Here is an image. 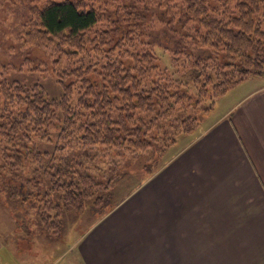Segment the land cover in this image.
Returning a JSON list of instances; mask_svg holds the SVG:
<instances>
[{
  "label": "rangeland",
  "instance_id": "rangeland-1",
  "mask_svg": "<svg viewBox=\"0 0 264 264\" xmlns=\"http://www.w3.org/2000/svg\"><path fill=\"white\" fill-rule=\"evenodd\" d=\"M73 1L78 2L83 8L96 9L100 16L99 22L78 37L64 33L48 34L46 41L43 38L44 34L39 36L33 33L26 37V31L38 26V9L42 8L41 5L35 0H0V155L5 152L9 156L20 151V145L28 149V145L32 144L24 130L13 132L11 120L8 118L11 111L19 110V106L5 101L4 93L10 90L14 92L11 86L14 87L16 83L23 86L20 87L24 93L36 92L33 89L37 88L48 98H58L62 94L59 78L64 76L66 85L72 87L70 105L73 109H78V101L82 95L89 93L87 95L88 100L91 101L90 105L96 100L88 89H84L89 87L88 84L94 87L96 93H100L103 85L109 86L111 83L106 77L114 74L116 63L123 64L128 69L136 67L137 63L140 64L139 67L147 68V65L142 66L144 61L141 56L148 53L152 55V51L158 53L162 67L170 69L168 74L173 80L180 79L182 84L186 81L180 77L186 69L179 73L173 66L175 65L173 54L165 50V47L173 46L171 41L180 25L178 21L182 15V7H185L184 0ZM232 1L234 3L231 5L234 6L242 0ZM228 2L230 0H213L215 7L225 15L238 13L237 7L228 9L225 4ZM162 12H164L163 16ZM206 33V30H201V35ZM193 35L195 36L196 33L193 32ZM196 42L197 38L191 39L190 42L185 41L182 46L187 43L186 47L189 50L195 49ZM188 53V55L195 54L191 50ZM197 53L205 55L202 57H217L223 54L222 50L210 49L208 46L200 47ZM180 58L178 64H184L192 56L181 54ZM217 59L219 62L223 61L221 57ZM256 80H248L242 86H236L217 100L207 97L205 101L197 102L198 95L194 93L193 96L191 95L192 98L183 99L184 103L180 107L184 109L190 107L189 111L194 110L199 120L189 119L187 122H181L179 119L187 117V110L177 114L171 113L169 118L162 119L157 127L147 132L146 139L150 147L145 144V148L140 150L130 147L106 149L103 146L84 148L79 142L70 144L65 142V148H56L55 142L57 143L60 132V125L56 120L47 132L49 133L47 138L50 140L33 137V142L39 148L49 152L43 167L46 166L47 170L49 164L50 167L52 166V173L55 170L60 171L65 165L73 167L76 175L72 173L70 176H75L73 181L77 188L76 192L84 189V186H81L82 180L78 177L80 173H89L94 177L95 183L101 185L96 188L93 186V197L86 200L83 210L65 208L61 214L60 205L66 206V202L60 197L63 195L62 189L55 192L53 197L44 193L38 194L37 189L33 188L32 191L30 187L23 191L24 195L13 191L16 187H21L22 182H26L25 177L41 175L42 181L45 179L50 181L48 175L42 176L45 170L43 167L34 174L33 169L36 166L32 162L33 150H30L29 154L21 149V161L24 163L22 169H6L4 176L0 177L4 181L2 185L0 183V228L13 231L28 229L33 231L31 237L34 233L46 232L53 240L45 250L63 252L66 249L69 253L68 256L60 258L55 257L54 254L53 264H67L69 261L73 264H83L75 244H78L79 238L86 234L103 212L127 196L145 179L163 169L185 145L238 102L244 96L246 89L257 83L264 84V77ZM188 89L194 92V86ZM174 101L175 99H171L172 105ZM214 103L215 107H213ZM211 107L214 109L208 111ZM84 112L88 111L82 113ZM84 118H90L89 113H86ZM185 126L188 129H185ZM189 129L190 132L182 133V130ZM63 144L64 141L60 142V145ZM52 155L55 157L51 163H48ZM77 160H80L85 168L75 166ZM59 175L62 184L70 183V178H66L69 174ZM45 181L44 187H47ZM2 190L10 195L8 194L7 197L5 192H1ZM101 195L108 196L107 200L105 198L106 202H102L103 206L99 205L100 208L102 206V210L93 207ZM56 221L59 228L53 227ZM47 260L48 257L43 263L49 264Z\"/></svg>",
  "mask_w": 264,
  "mask_h": 264
},
{
  "label": "trees",
  "instance_id": "trees-1",
  "mask_svg": "<svg viewBox=\"0 0 264 264\" xmlns=\"http://www.w3.org/2000/svg\"><path fill=\"white\" fill-rule=\"evenodd\" d=\"M35 1L42 6L38 9L39 23L35 29L26 31V37L33 33L39 36L44 34L43 38L46 41L48 34L64 33L78 37L99 22L100 16L96 9L83 8L73 0ZM231 3L234 2L230 0L225 4L228 9L237 7L238 13L227 16L215 7L213 0H184L185 7H182V15L178 21L180 25L175 30L173 41L167 37L173 46L165 47V50L173 54L175 63L173 66L176 70L180 73L186 69L180 74L182 79H186L184 84L180 83V79L171 78L168 74L170 69L163 68L158 53L152 51V55L148 53L141 56L144 61L142 66L147 65V68L139 67L140 64L137 63L136 67L128 69L123 64L116 63L114 74L106 77L111 83L109 86L103 85L100 93H96L94 87L86 82L89 87L84 89H88L96 100L90 105L91 101L87 95L89 93L84 94L78 101V109L74 108L76 110L70 105L72 87L66 85L64 76L59 78L62 94L58 98H48L37 88L33 89L36 92L24 93L19 83L11 86L14 92L10 90L4 93L5 101L19 106L18 111H11L8 116L12 130L13 132L24 130L32 144L28 145V149L20 145V151L9 156L5 152L0 155V177L4 176L6 169H22L24 163L21 161V149L29 154L30 150H33L32 162L36 166L33 169L34 174L44 166L49 152L39 148L33 142V137L47 138L49 135L47 132L56 120L60 125L58 141L55 142L56 148H65L66 143L79 142L84 148L103 146L106 149L130 147L140 150L146 145L150 147L146 139L147 132L157 127L162 119L169 118L171 113L177 114L187 110V117L180 118L181 122H187L189 119L199 120L194 110L189 111L190 107L187 109L180 107L184 103L182 100L192 98L193 93L198 95L197 102L205 101L207 97L217 100L254 76L264 77V0H242L234 6ZM161 15L163 16L164 12ZM202 29L206 30L205 35H201ZM193 32L196 33L195 36ZM196 38L194 46L196 50L190 49L195 54L188 55L190 50L186 47L187 43L185 46L182 45L185 41L190 42ZM203 46L222 50L223 54L217 57H221L223 61L219 62L217 57L213 56L198 55L197 50ZM181 54L192 58L186 60L184 64H178ZM190 86H194V92L188 89ZM171 99H175L173 105ZM83 111L88 112L82 113ZM86 113H89L90 118H84ZM184 128L188 129L187 126ZM190 131L182 130V133ZM63 141L62 146L60 142ZM54 157L52 155L48 163H51ZM81 163L77 160L75 166L82 168ZM51 167L49 164L47 170L46 166L43 167L45 170L42 176L46 174L50 179L44 180L47 187H44L41 175L40 177L34 175L25 177L26 182H22L21 187H16L13 191L24 195L23 191L30 187L32 191L33 188L37 189L38 194L44 193L53 197L55 192L62 189L63 195L60 197L66 202V206L60 205L61 214L65 208L83 210L86 200L93 197V186L96 188L101 184L95 183L94 177L89 173H80L78 177L82 180L81 186H84V189L76 192L77 188L73 181L75 176H70L72 173L76 175V170L65 165L60 171L55 170L52 173ZM60 173L69 174L66 178H70V183L62 184ZM0 183L1 185L4 183L1 178ZM8 194L10 193H6L7 197ZM107 197L99 196L93 207L102 210V202H106ZM99 205H102L101 208ZM55 223L53 227L59 228L57 221ZM53 227L51 226V229Z\"/></svg>",
  "mask_w": 264,
  "mask_h": 264
},
{
  "label": "crops",
  "instance_id": "crops-1",
  "mask_svg": "<svg viewBox=\"0 0 264 264\" xmlns=\"http://www.w3.org/2000/svg\"><path fill=\"white\" fill-rule=\"evenodd\" d=\"M32 232L0 228V264L68 256L45 250L53 239ZM78 241L83 264H264V84L246 89Z\"/></svg>",
  "mask_w": 264,
  "mask_h": 264
}]
</instances>
